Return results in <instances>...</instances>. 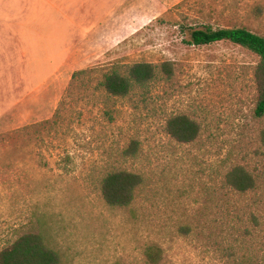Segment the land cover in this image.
I'll list each match as a JSON object with an SVG mask.
<instances>
[{"label": "rangeland", "instance_id": "1", "mask_svg": "<svg viewBox=\"0 0 264 264\" xmlns=\"http://www.w3.org/2000/svg\"><path fill=\"white\" fill-rule=\"evenodd\" d=\"M104 1L101 14H75L74 24L60 14L59 45L31 47L26 123L0 130V248L30 231L58 264H144L151 243L163 249L161 264H264L259 58L228 41L185 42L204 25L264 37V0ZM73 43L74 65L53 80ZM137 62H169L172 75L107 94L103 74ZM177 114L198 125L194 140L165 130ZM238 166L255 179L253 191L227 184ZM111 170L141 176L128 206L102 199Z\"/></svg>", "mask_w": 264, "mask_h": 264}, {"label": "trees", "instance_id": "2", "mask_svg": "<svg viewBox=\"0 0 264 264\" xmlns=\"http://www.w3.org/2000/svg\"><path fill=\"white\" fill-rule=\"evenodd\" d=\"M186 43L194 46L208 45L218 41H228L244 47L258 56L255 69L258 84V98L254 115L264 114V37L244 27H190ZM172 75L169 62L159 65L150 62L125 64L111 67L100 81L101 87L109 95L123 97L135 88L144 89L159 75ZM74 75V74H73ZM165 130L178 142H190L198 134V125L183 114L168 118ZM141 176L126 170H111L100 181V192L104 202L110 207L128 206L134 199L135 191L141 184ZM227 184L238 193H247L255 189V179L243 167H234L226 174ZM144 264H161L163 249L151 243L142 251ZM58 252L50 247L40 233L21 232L0 248V264H58Z\"/></svg>", "mask_w": 264, "mask_h": 264}, {"label": "crops", "instance_id": "3", "mask_svg": "<svg viewBox=\"0 0 264 264\" xmlns=\"http://www.w3.org/2000/svg\"><path fill=\"white\" fill-rule=\"evenodd\" d=\"M105 7L102 0L97 5L92 0H0V130L26 123L31 47L59 45L58 32L65 28L60 24V14H101ZM76 22L73 16L70 24ZM99 23H94L93 30ZM93 30L90 35L95 34ZM75 49L73 43L71 53L55 66L53 80L74 65Z\"/></svg>", "mask_w": 264, "mask_h": 264}]
</instances>
